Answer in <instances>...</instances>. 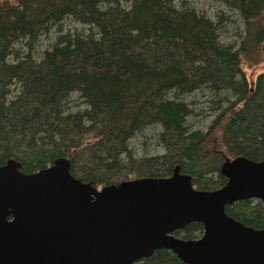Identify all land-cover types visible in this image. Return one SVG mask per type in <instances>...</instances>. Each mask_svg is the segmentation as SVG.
<instances>
[{
	"label": "trees",
	"instance_id": "obj_1",
	"mask_svg": "<svg viewBox=\"0 0 264 264\" xmlns=\"http://www.w3.org/2000/svg\"><path fill=\"white\" fill-rule=\"evenodd\" d=\"M210 1L215 13L190 0H0V165L31 174L67 158L96 188L178 167L212 191L226 158L264 160V72H244L262 51L264 0ZM67 21L84 28L65 31ZM225 212L264 229L263 203ZM145 261L180 264L167 250Z\"/></svg>",
	"mask_w": 264,
	"mask_h": 264
},
{
	"label": "water",
	"instance_id": "obj_2",
	"mask_svg": "<svg viewBox=\"0 0 264 264\" xmlns=\"http://www.w3.org/2000/svg\"><path fill=\"white\" fill-rule=\"evenodd\" d=\"M70 161L26 174L0 165V264H161L167 250L180 264H264V229L234 220L225 207L264 204V160L226 158L225 184L197 190L176 167L169 177L137 178L100 189L69 172ZM199 223L202 234L175 233Z\"/></svg>",
	"mask_w": 264,
	"mask_h": 264
},
{
	"label": "rangeland",
	"instance_id": "obj_3",
	"mask_svg": "<svg viewBox=\"0 0 264 264\" xmlns=\"http://www.w3.org/2000/svg\"><path fill=\"white\" fill-rule=\"evenodd\" d=\"M190 1L193 3L196 2L195 4H196L197 8L200 10H203V11L210 10L212 13H215L217 11V9L215 8V5L210 0H190ZM218 9H220V8H218ZM221 10L225 11L226 15L229 14L226 9L221 8ZM261 15H262L263 26H264V11L262 12ZM235 20L238 21L240 19L236 18ZM63 27H64L63 30L71 31V32L74 30H78V31L80 30L81 31L84 28V27L80 26L79 24H75V23H72L70 21H67L66 23H64ZM53 36H54V34H51L48 39L44 38L42 40L41 50H44L48 47V45L50 44V41L52 42ZM257 37H258V34H256V33L253 34L250 38V41L247 43V49H249L250 51L253 50V45H254L255 41L257 40L256 39ZM49 39H50V41H49ZM234 40H235V38H233L231 36V39H229V42H233ZM260 48L262 49V51L261 50L258 51L257 54H255L252 57L253 61H251V62L248 61L249 66L244 67V72L248 78H252V77L254 78L257 73L264 72V38L262 39ZM210 120H211V118L207 121L206 124H208ZM149 151H150V153L148 152V154H152V153L160 152L161 150L156 151L155 149L150 148ZM135 152L138 156H141L144 154L143 150H141L140 148H137Z\"/></svg>",
	"mask_w": 264,
	"mask_h": 264
}]
</instances>
